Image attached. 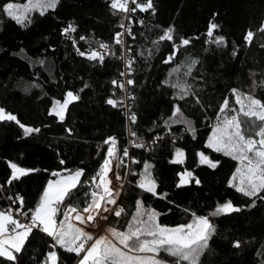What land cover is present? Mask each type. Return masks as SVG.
I'll return each instance as SVG.
<instances>
[{
  "label": "trees",
  "instance_id": "trees-1",
  "mask_svg": "<svg viewBox=\"0 0 264 264\" xmlns=\"http://www.w3.org/2000/svg\"><path fill=\"white\" fill-rule=\"evenodd\" d=\"M144 1L129 0L128 7ZM8 2L28 0H0V108L20 122L0 121V211L22 197L31 217L50 180L83 170L71 197L57 206L58 223L69 205L82 211L96 191L92 177L108 157L111 144L105 141L115 137V176L124 187L118 210L124 212L113 214L107 226L126 231L138 200L160 213L159 223L169 227L190 223L194 212L208 216L215 227L198 264H264V192L248 197L236 191L229 182L239 162L207 147L218 121L237 114L220 111L225 99L230 109H239L234 89L264 101V0H152L154 10L128 12L113 9L112 0H59L44 15L32 12L31 23L24 25L2 11ZM126 22L133 33L128 36L133 44L128 118L119 109L125 92L113 83L122 78V44L116 37ZM213 23L218 27L209 36ZM69 25L76 29L74 42L64 31ZM169 28L173 39L160 40ZM249 31L251 43L245 40ZM218 37L221 43L215 42ZM183 39L189 44L181 45ZM101 44L108 46V56L102 62L89 59L91 51L100 53ZM183 91L188 94L181 99ZM68 92L79 98L61 120L52 109ZM177 106L184 124L169 123ZM20 124L39 132L26 135ZM177 149L184 152L183 163L173 162ZM201 152L218 161L217 167L200 163ZM10 163L34 171L11 180ZM145 164L151 166L156 195L138 187ZM185 171L192 177L181 185ZM227 201L240 211L210 215ZM53 245L60 264H76L79 255L56 245L39 227L15 261L0 257V264H46ZM160 258L175 264L166 252Z\"/></svg>",
  "mask_w": 264,
  "mask_h": 264
},
{
  "label": "snow or ice",
  "instance_id": "snow-or-ice-1",
  "mask_svg": "<svg viewBox=\"0 0 264 264\" xmlns=\"http://www.w3.org/2000/svg\"><path fill=\"white\" fill-rule=\"evenodd\" d=\"M136 3V0H132ZM59 0H28L25 4L8 2L3 5L2 11L15 20L18 24L24 25L26 22L31 23L30 14L38 11L40 15H44L49 9H55ZM129 0H112L111 7L120 11L128 12L135 11L139 8L141 11L153 9L152 0H145L144 3L136 4V8L129 9ZM154 10V9H153ZM123 27V24L121 25ZM218 27L215 23L210 25L208 32L209 36L213 35V31ZM76 29L69 25L64 31L65 33L74 32ZM130 31V30H129ZM260 31H264L261 28ZM173 30L167 29L160 37V40H172ZM123 33H118L116 43H122L120 37ZM254 33L249 31L245 40L249 43L253 40ZM84 39V37H81ZM222 37L216 39V43H221ZM189 40L183 39L181 45L186 46ZM178 45L176 51H179ZM101 48H107V45L101 44ZM85 55L84 52L80 53ZM175 53L169 56L168 61L174 58ZM89 59H99L101 62L104 57L97 51H91L88 54ZM167 62V61H166ZM197 61L193 60L194 65ZM131 64L129 63V67ZM173 71H176L174 69ZM190 72V69H189ZM115 83V81L113 82ZM129 84L133 81L129 80ZM123 87V85H120ZM175 87V85H173ZM235 95V103L239 105V109H230L228 99H225L221 112L230 110L237 114L230 117L225 116L216 124L212 136L209 138L207 147L216 152H222L225 156L239 162V166L235 169L234 174L230 179V186L236 191L248 197H258L261 192H264V101L255 98L250 94H242L237 90H233ZM187 91H183L181 99L186 96ZM79 97L72 92L67 93V98L61 101H55V106L52 112L61 120L64 119V113L68 105L77 100ZM107 103L116 106L117 102L109 99ZM181 114V109L177 106L174 115ZM240 115L247 118V121H242ZM130 119L135 122V115ZM9 120L20 123L17 117L11 113H7L4 108H0V121ZM259 122V123H257ZM24 129L25 134L39 132V129H33L20 124ZM132 135H135L133 132ZM258 137V139H257ZM105 143H110L107 156L115 158L116 139L110 137ZM143 147V145H137ZM124 156L128 155L127 150L123 152ZM200 163L208 164L210 167H217L218 161H211L203 152L200 154ZM184 152L182 149L176 150V159L174 163H183ZM61 163H64L61 161ZM111 159H105L99 172L92 177V184L96 189H101V192L93 191L91 193V202L82 211L89 213L86 217L78 213L76 207L69 205L63 211V220L57 222V214L61 211L58 205L63 204L65 198H70L72 190L80 183V177L83 175V170H77L66 177H62L56 181H49L44 190L39 205L32 210L30 223H21L20 220L14 218L11 210L0 211V257H4L9 261H15L16 255L22 250L24 242L28 235L31 234L33 228H41L48 236L52 237L56 245L64 248L67 251L75 252L77 255L84 253L80 260V264H165L159 259L160 252H166L171 257L176 258L175 264L187 262V264H198L199 256L207 247L208 240L215 232V227L211 223L208 216H198L192 213L193 219L190 223L180 224L175 227H169L159 223V215L155 209L145 208L142 201H137L135 214L127 225L126 231H119L116 228H108L109 235H100L94 237L90 232H86L82 227H78L71 221L75 219L81 224H86L96 219L99 215L97 210L103 208L107 212L110 209L107 205H115L116 197L119 192L110 187L112 181L107 179L108 172L111 171ZM122 163V160L120 161ZM12 169L11 180H17L22 176L27 175L31 169H25L15 163H10ZM151 166L145 164L144 174L138 183V187L146 192L156 195V182L151 177ZM58 176L59 173H53ZM192 177V172L185 171L181 174L180 184L190 182L188 178ZM117 179L120 177L117 176ZM11 180L8 183H11ZM199 183V180L195 181ZM179 186V185H178ZM264 199V197H260ZM23 204V198H19ZM116 216H120L123 208L119 210L112 209ZM240 211L235 207L232 201H227L224 204L218 205L216 210L210 213L211 216H217L228 212ZM71 213H77L75 217ZM93 213H96L94 215ZM27 217L28 213H24ZM107 219V217H102ZM12 226L11 229L9 226ZM22 229V231H18ZM91 241L90 247L85 249V245ZM235 247H239V242H236ZM55 247V245H53ZM258 255H260L258 253ZM58 256L55 251H50L47 254L46 264H57Z\"/></svg>",
  "mask_w": 264,
  "mask_h": 264
},
{
  "label": "built area",
  "instance_id": "built-area-1",
  "mask_svg": "<svg viewBox=\"0 0 264 264\" xmlns=\"http://www.w3.org/2000/svg\"><path fill=\"white\" fill-rule=\"evenodd\" d=\"M130 2H132V0H130ZM145 2V1H144ZM142 2V3H144ZM130 30V31H129ZM123 35L120 37V39L122 40V49L120 50L118 57L119 59L122 61L123 64V70H122V78L120 81H115V85L120 86L123 85V87H121V89L125 92L126 95V100L125 103L119 108L120 110H124L126 112L127 118L129 117V112H130V105H129V99H128V87H129V83L128 81L131 80L133 81V77L131 74V66L129 67V63H132V58H133V44L129 42L128 40V36L132 37L133 33L131 32V28H130V23L126 22L123 26V30L122 32ZM67 35H69L71 37V41L74 42V37L71 36V32L66 33ZM100 53L103 55L104 59L108 56L109 54V48L107 47L105 48H101L100 49ZM103 59V61H104ZM146 149L149 151L150 147L148 145H146ZM111 159L110 157H107V159ZM115 158L111 159L112 163L115 165ZM14 201V200H13ZM17 204V205H16ZM8 210H11V214H13L14 216L17 217L18 220H20L21 223H30V215H29V211L24 210V205L20 203L19 198H16L15 203L11 202ZM24 213H28V216L26 217L24 215ZM73 220V219H72ZM12 226H10L11 229ZM36 228H33V230ZM95 236V235H93ZM91 242H89L88 244L85 245V249H87L88 247H90Z\"/></svg>",
  "mask_w": 264,
  "mask_h": 264
},
{
  "label": "rangeland",
  "instance_id": "rangeland-1",
  "mask_svg": "<svg viewBox=\"0 0 264 264\" xmlns=\"http://www.w3.org/2000/svg\"><path fill=\"white\" fill-rule=\"evenodd\" d=\"M125 100H126V95H125ZM239 106V105H238ZM65 114V113H64ZM243 117V116H242ZM242 117H240V119L242 120V121H247V118H245L244 117V119H242ZM174 122H176V123H185L186 121L180 116V115H176L173 119H171L170 120V122L169 123H174ZM257 123H259V122H257ZM257 139H258V137H257ZM116 158V157H115ZM109 159V158H108ZM112 159V158H111ZM110 167H112V171H111V173H112V177H111V179H112V181H114V185H115V188L117 189V191L119 192V195L117 196V200H116V205H115V210H118V201H119V198H120V196H121V194H122V191H123V185L121 184V182H119V180L117 179V177L115 176V165L113 164V163H111V166ZM113 169H114V172H113ZM68 175H70V174H67V175H61V176H59L58 178H56V179H53V180H51V181H56V180H59V179H61L62 177H66V176H68ZM47 185H48V183H47ZM47 185H46V187H47ZM46 189V188H45ZM96 191H98V192H101V194H102V190L101 189H96ZM78 210V209H77ZM78 213L80 214V215H82V216H87L89 213H84L83 211H80V210H78ZM113 214H115V212L114 211H111L107 216H96V219L97 220H99V221H90V222H88V223H86V224H81L79 221H77V220H75V219H73L71 222L73 223V224H75L76 226H78V227H82L86 232H90L92 235H95L94 237H98V236H100V235H109L110 236V234H108L107 233V229L108 228H110L109 226H107V224H108V221H109V219L111 218V216L113 215ZM13 215V214H12ZM77 215V213H71V216L72 217H75ZM14 216V215H13ZM102 217H107V219H103ZM14 218H16L17 219V217L16 216H14ZM56 219H57V217H56ZM57 222H58V220H57ZM11 226V225H10ZM10 226H9V228H10ZM18 231H22V229H20V230H18ZM110 238H112L111 236H110ZM113 240H114V242H116L115 241V239L114 238H112ZM89 242H91V241H89ZM88 242V243H89ZM25 243V242H24ZM92 243V242H91ZM52 251H55L56 253H57V256H58V258H59V250H58V248L57 247H55ZM161 252H163V251H161ZM161 252H160V255H159V259H161L162 261H164L162 258H160V256H161ZM14 254H16V253H14ZM84 255V253H81L80 255H79V258H78V260H77V262H76V264H80V260H81V258H82V256ZM165 262V264H172V263H167L166 261H164ZM57 264H60L59 263V259H58V261H57Z\"/></svg>",
  "mask_w": 264,
  "mask_h": 264
},
{
  "label": "bare ground",
  "instance_id": "bare-ground-1",
  "mask_svg": "<svg viewBox=\"0 0 264 264\" xmlns=\"http://www.w3.org/2000/svg\"><path fill=\"white\" fill-rule=\"evenodd\" d=\"M111 171H112V167H111ZM111 171L108 172L107 179L112 181V179H111V177H112L111 176L112 175ZM113 172H114V169H113ZM110 187L115 189V190H117L115 188L114 181H112ZM116 200H117V197H116ZM115 205H111V204L107 205V208L110 209V211L105 212V211H103V208H101L100 210H97L99 212V215H96V213H93V214L96 215V216H107L111 212V210L115 208Z\"/></svg>",
  "mask_w": 264,
  "mask_h": 264
},
{
  "label": "water",
  "instance_id": "water-1",
  "mask_svg": "<svg viewBox=\"0 0 264 264\" xmlns=\"http://www.w3.org/2000/svg\"><path fill=\"white\" fill-rule=\"evenodd\" d=\"M110 106L114 107L113 105L109 104ZM116 107V106H115Z\"/></svg>",
  "mask_w": 264,
  "mask_h": 264
}]
</instances>
